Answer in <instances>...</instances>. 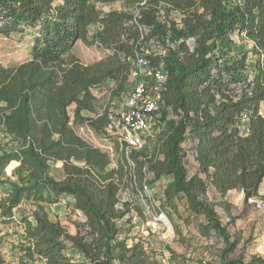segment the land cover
Wrapping results in <instances>:
<instances>
[{
  "label": "trees",
  "instance_id": "1",
  "mask_svg": "<svg viewBox=\"0 0 264 264\" xmlns=\"http://www.w3.org/2000/svg\"><path fill=\"white\" fill-rule=\"evenodd\" d=\"M115 1L0 0V35H33L27 61L0 64V223L23 229L16 264H212L174 251L165 260L142 242L128 243L126 216L143 206L121 207L122 189L144 194L165 178L160 212L221 240V264H264L260 255L229 259L237 240L207 198L209 189L239 190L248 202L264 183V0H125L121 9L99 8ZM235 32L253 44V63L245 52L233 55ZM79 41L109 54L90 65L67 61ZM139 57L167 76L158 129L129 153L112 140L118 158L111 167L110 156L71 122L105 132L108 111L83 114L98 113L92 89L109 81L113 95L131 89ZM188 154L197 165L192 175ZM17 163L13 182L6 170ZM57 163L61 179L50 171ZM64 197L85 216L86 234H71L42 205L16 217L25 201L58 204ZM0 264H8L1 250Z\"/></svg>",
  "mask_w": 264,
  "mask_h": 264
},
{
  "label": "rangeland",
  "instance_id": "2",
  "mask_svg": "<svg viewBox=\"0 0 264 264\" xmlns=\"http://www.w3.org/2000/svg\"><path fill=\"white\" fill-rule=\"evenodd\" d=\"M125 6V0H117L107 5H99L103 12H109L114 9H121ZM132 9V7H130ZM96 27L91 29L93 34ZM235 41L233 55L238 56L243 52L247 53L249 62L253 63L257 59L253 51V44L247 41L238 32L232 35ZM33 35L30 29L24 31H12L10 35H0V64L4 67H14L29 59L30 48L32 46ZM109 51L99 47L97 44H86L82 41L76 43L66 60L71 58L78 59L85 65L93 64L107 57ZM264 60V56H262ZM113 83L111 81L92 89L96 99L97 114L84 112L86 117H95L98 114L108 111L112 121H116L118 111L123 107L125 99L131 89L128 91L113 95ZM75 105L69 108L71 117L74 115ZM71 125L78 136L89 144L99 148L102 152L110 156L111 167L116 166L118 152L112 139L106 132L97 133L88 126H77L73 122ZM8 148L13 144L7 137L2 138ZM113 150V151H112ZM19 164L12 166L10 171L6 170V175L10 181L17 182L18 176L14 172ZM186 167L192 175L197 169V165L191 154L186 159ZM51 174L57 179L63 176L62 163L53 164ZM169 179H162L151 189H147L144 194L133 193L130 189H122L120 193V206L124 202L139 203L143 206L142 212L132 210L126 216L132 223L128 227L129 240L131 245L135 242H142L144 246L152 251L158 258L169 259L171 251L178 255L190 259H200L212 264H221L219 254L224 247L221 240L217 237L204 238L200 236L193 223L186 224L185 220H180L179 215H174L173 219L159 211L161 206L163 191L167 186ZM8 187L9 184H6ZM207 198L211 201L224 223L233 240H237L235 251L229 256V259L243 257L248 260L253 255L264 257V183L260 189V196L244 201V193L239 190L229 191L225 195L216 193L209 189ZM42 205L48 212L50 218L59 221L65 226L71 234L80 232L86 234L89 230L86 225L85 216L73 208V199L64 197L58 204H40L34 201H25L15 214L18 219L22 216L31 215L32 212ZM184 212L183 208H181ZM188 214L184 213V217ZM23 229L17 222L11 225L0 223V250L8 264H16V248L21 240ZM72 254V253H70Z\"/></svg>",
  "mask_w": 264,
  "mask_h": 264
},
{
  "label": "built area",
  "instance_id": "3",
  "mask_svg": "<svg viewBox=\"0 0 264 264\" xmlns=\"http://www.w3.org/2000/svg\"><path fill=\"white\" fill-rule=\"evenodd\" d=\"M166 79L163 67H151L143 57L137 59L130 75L131 91L118 111L116 121L110 118L105 130L126 153L142 148L158 129L157 119L163 108L162 91Z\"/></svg>",
  "mask_w": 264,
  "mask_h": 264
}]
</instances>
